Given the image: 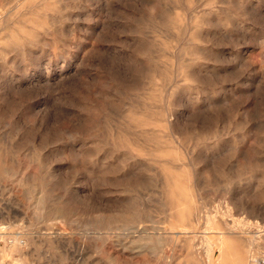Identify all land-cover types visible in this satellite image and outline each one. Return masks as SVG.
Instances as JSON below:
<instances>
[{"label":"rangeland","instance_id":"1","mask_svg":"<svg viewBox=\"0 0 264 264\" xmlns=\"http://www.w3.org/2000/svg\"><path fill=\"white\" fill-rule=\"evenodd\" d=\"M39 2L0 0V264L262 261L264 0Z\"/></svg>","mask_w":264,"mask_h":264},{"label":"bare ground","instance_id":"2","mask_svg":"<svg viewBox=\"0 0 264 264\" xmlns=\"http://www.w3.org/2000/svg\"><path fill=\"white\" fill-rule=\"evenodd\" d=\"M41 1V0H40ZM228 1V0H227ZM43 2H44V0H43ZM39 3H41V2H39V0H38V4ZM244 6V5H243ZM248 7V6H247ZM32 10V9H31ZM252 11V10H251ZM246 12H248L247 10H246ZM35 13V12H34ZM234 13V12H233ZM21 14V13H20ZM47 14V13H46ZM264 14V13H263ZM63 18V17H62ZM30 20H31V18H29ZM27 18H25V21L27 22ZM191 20V19H190ZM30 22V21H29ZM38 23V22H37ZM2 29V28H1ZM27 38V37H26ZM28 40H30V39H28ZM256 42V41H255ZM196 53V52H195ZM194 53V54H195ZM261 53V52H260ZM192 55V54H191ZM248 58V57H247ZM251 60V59H250ZM253 65V64H252ZM263 69V68H262ZM263 73V72H262ZM260 80V79H259ZM259 84V83H258ZM258 84L256 85V88H257V86H258ZM262 84V83H261ZM259 86H261V85H259ZM258 86V87H259ZM264 85H262V87H263ZM262 87H260L261 89H262ZM260 88H259V90H260ZM255 90V89H254ZM257 90V89H256ZM255 95H256V93H255ZM260 95V94H259ZM254 97V96H253ZM258 97V96H257ZM260 97V96H259ZM234 98V97H233ZM260 99H262V98H260ZM260 99H258L259 101H261V102H263L262 100H260ZM254 102H255V100H254ZM254 102H252V103H254ZM260 102H258V104H259ZM256 104V103H255ZM261 104V103H260ZM263 104H264V102H263ZM253 105V104H252ZM254 106V105H253ZM255 108H258V106L257 107H255ZM254 107H252V110L253 109H255ZM260 108V107H259ZM240 109V108H239ZM261 110V109H260ZM253 111H256V109L255 110H253ZM255 115V114H254ZM258 115V114H257ZM166 118V117H165ZM239 118V117H238ZM252 118V117H251ZM256 120H258V119H256ZM261 121V120H260ZM263 121V120H262ZM172 126V125H171ZM248 128V127H247ZM174 129V128H173ZM249 130V129H248ZM176 137V136H175ZM174 138V137H173ZM215 140V139H214ZM254 140V139H253ZM256 140V139H255ZM244 141H245V139H244ZM140 142V141H139ZM177 143H178V141H176ZM185 143V142H184ZM251 143H253V142H251ZM241 144V143H240ZM243 145V144H242ZM176 146V145H175ZM182 146V145H181ZM117 147V146H116ZM123 148V147H122ZM130 149L132 148V147H129ZM246 148V147H245ZM133 149V148H132ZM131 149V150H132ZM179 149V148H178ZM247 149V148H246ZM186 150V149H185ZM132 151H135L136 152V150H132ZM240 151V150H239ZM138 154V153H137ZM132 155V154H131ZM139 155V154H138ZM191 155V154H190ZM164 156V155H163ZM126 157V156H125ZM139 157V156H138ZM168 159V158H167ZM134 160V159H133ZM196 160V159H195ZM158 162V161H157ZM171 162V161H170ZM129 163V162H128ZM187 163V162H186ZM159 165V164H158ZM183 165V164H182ZM130 166V165H129ZM160 166V165H159ZM187 166V165H186ZM125 167V166H124ZM135 167V166H134ZM123 168V167H122ZM124 169V168H123ZM140 169V168H139ZM164 171V170H163ZM161 172V171H160ZM168 172V171H167ZM192 172V171H191ZM131 173H133L132 171H131ZM173 173V172H172ZM245 173V172H244ZM132 175H134V173L132 174ZM168 175H169V173H168ZM172 176V175H171ZM135 177V176H134ZM174 177V176H173ZM135 179V178H134ZM170 179V178H169ZM168 180V179H167ZM172 183V182H171ZM192 183H194V181H192ZM183 184V183H182ZM182 184H180V187H181V185ZM168 185H170V184H168ZM175 185V184H174ZM176 186V185H175ZM174 186V187H175ZM185 185H183L182 187H184ZM199 186V185H198ZM177 187V186H176ZM185 188H186V186H185ZM198 188V187H197ZM176 189V188H175ZM168 191H166V193H167ZM170 192V191H169ZM168 192V193H169ZM226 192V191H225ZM178 193V192H177ZM199 196V195H198ZM180 199V198H179ZM182 199V198H181ZM200 199H202V198H200ZM182 201V200H181ZM197 201V200H196ZM39 202V201H38ZM200 202V201H199ZM130 204V203H129ZM166 205V204H165ZM194 205V204H193ZM135 206V205H134ZM172 206H173V209L175 208L174 206H178V203L176 202V204H173L172 203ZM176 209V208H175ZM200 209V208H199ZM176 212H180V210H178V209H176L175 210ZM199 212V211H198ZM135 213V212H134ZM177 215V214H176ZM141 216V215H140ZM192 216V215H191ZM177 217H178V215H177ZM172 218V217H171ZM180 218V217H179ZM194 218H195V216H194ZM210 218V217H209ZM207 219V218H206ZM220 219V218H219ZM172 221H173V219H172ZM171 221V222H172ZM206 221V220H205ZM113 222V221H112ZM170 222V223H171ZM194 222V221H193ZM209 222V221H208ZM208 222L206 223L205 222V224H206V226H207V224H208ZM251 222V221H250ZM257 222V221H256ZM118 224V223H117ZM210 225V224H209ZM208 225V226H209ZM259 225V224H258ZM257 224H254V225H251V224H246V229L245 230H243V231H241L240 233H237V232H233L232 230L231 231H229L230 232V234H240V236L242 237V238H245L246 236H248V235H252V234H254L259 240H261V239H263L264 237V229H262V227L261 226H258ZM180 226V225H179ZM202 226V225H201ZM119 227V226H118ZM159 227V226H158ZM113 228V227H112ZM176 228V227H175ZM216 227L215 226H211L209 229H211V231L212 230H214ZM138 229V228H137ZM161 229V228H160ZM168 229V230H167ZM167 229H164V230H162V231H160L159 230V232H158V229L157 230H155V232L157 231V233H156V235H155V239L157 240V241H160L161 239L162 240H164L165 238L167 239V238H170L171 239V237H173V236H171V234H173V231H172V228H167ZM216 230V229H215ZM230 230V229H229ZM145 231V230H144ZM143 231V232H144ZM113 232V231H112ZM124 232V231H123ZM136 232V231H135ZM139 232H142L141 230L140 231H138V234H140ZM147 232V231H146ZM217 232L219 233L220 231L217 229ZM216 232V233H217ZM227 232V231H226ZM226 232L224 233V234H226ZM217 233V237L214 239V240H210V242L207 240V239H205V240H207L208 241V244H207V249L205 250L206 251V254H207V264H225V259H224V254H225V247H224V245H222V241H223V239H224V236L222 235V234H218ZM111 234V233H110ZM117 234V233H116ZM142 234V233H141ZM149 233H147V234H145V235H139V236H141V237H139L138 235H137V237H134V238H130L129 240H126V239H128V238H126L125 239V242L124 241H122L121 240V246L124 248V249H128V250H130V251H132V252H135L136 254H140L141 253V250H148V251H151L152 249H153V245H152V241L149 239L150 238V236L148 235ZM152 234V233H151ZM227 234H228V232H227ZM233 234V235H234ZM106 235V234H105ZM114 235V234H113ZM123 235V234H122ZM55 236V235H54ZM110 237V236H109ZM139 237V238H138ZM152 237V236H151ZM260 237H263V238H260ZM23 238V237H22ZM56 238V237H55ZM118 238H119V236H118ZM140 238H141V242H139V240H140ZM206 238V237H205ZM240 238V237H239ZM238 238V239H239ZM152 239V238H151ZM257 239V240H258ZM46 240V239H45ZM259 240H258V242H259ZM264 240V239H263ZM15 241V240H14ZM16 241H18L17 239H16ZM21 241H23V240H21ZM20 241V242H21ZM56 241V240H55ZM253 241V240H252ZM19 242V243H20ZM25 242V241H24ZM118 243V242H117ZM247 243V242H246ZM12 244H13V241H12ZM22 244V243H21ZM31 244V243H30ZM19 245V244H18ZM17 245V246H18ZM258 245V244H257ZM116 246V245H115ZM16 247V246H15ZM114 247V246H113ZM21 248V247H20ZM122 248V249H123ZM217 248H218V250H219V255H218V257H217V259L216 260H214L213 259V251L214 250H216V252H217ZM14 250H16V248L14 249ZM155 250V249H154ZM111 251V250H110ZM113 251V250H112ZM118 251V250H117ZM111 252H109V254H110ZM150 253V252H149ZM106 254H108V253H106ZM108 254V255H109ZM127 254V253H126ZM134 254V253H133ZM151 257V256H150ZM248 258V257H247ZM104 259V258H103ZM128 259V258H127ZM261 259H259V261H260ZM108 264H138V263H134V262H132V261H121V260H119L118 258H117V256L115 255V254H110V256L108 257ZM205 261H206V259H205ZM256 261V260H254V263H253V260H248L247 259V261H242V264H264V259L262 258V261ZM103 262V261H102ZM233 262V261H232ZM232 262H231V264H232ZM236 264V263H235Z\"/></svg>","mask_w":264,"mask_h":264}]
</instances>
